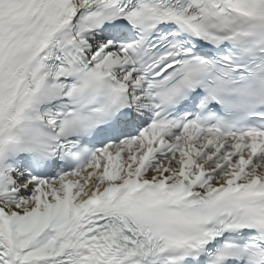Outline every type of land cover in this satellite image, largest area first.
Instances as JSON below:
<instances>
[{
    "label": "snow or ice",
    "instance_id": "obj_1",
    "mask_svg": "<svg viewBox=\"0 0 264 264\" xmlns=\"http://www.w3.org/2000/svg\"><path fill=\"white\" fill-rule=\"evenodd\" d=\"M0 264H264V0H0Z\"/></svg>",
    "mask_w": 264,
    "mask_h": 264
}]
</instances>
